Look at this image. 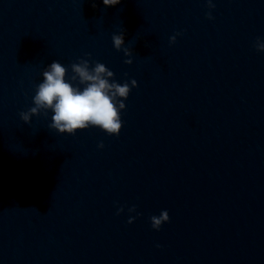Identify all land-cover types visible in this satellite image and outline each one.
Returning a JSON list of instances; mask_svg holds the SVG:
<instances>
[{
	"label": "clouds",
	"instance_id": "9594fccd",
	"mask_svg": "<svg viewBox=\"0 0 264 264\" xmlns=\"http://www.w3.org/2000/svg\"><path fill=\"white\" fill-rule=\"evenodd\" d=\"M95 7V0H91ZM103 4L116 6L121 0H102ZM209 9L215 8L214 0H206ZM209 20L214 19L209 11ZM125 32L113 34L112 42L117 51H122L125 57H132L133 51L125 46ZM182 33L171 36L170 43L174 44L176 38ZM258 52H264V41L257 38L254 45ZM90 56V54H88ZM131 65V58L124 61ZM73 75L66 80L68 68L58 61L51 62L43 71V81L36 86L35 95L32 97L34 106L21 112L20 119L28 124L33 116L42 112L47 115L50 110L54 113L51 117L49 128L55 129L60 134L75 135L78 130L98 127L110 136H119L123 127L121 112L126 108L124 101L128 98L132 88L138 87L137 81L132 79L123 84L116 82L114 73L105 64L95 62L90 66L89 59H79L70 65ZM72 82H78L73 84ZM83 85V88L79 87ZM103 148V142L98 144ZM124 211L123 207L117 209V215ZM129 213L136 212V206L128 209ZM139 215V213H137ZM136 216H129L127 223L132 224ZM170 221L167 210H162L159 216H151V227L159 231L164 223ZM160 247V245H156Z\"/></svg>",
	"mask_w": 264,
	"mask_h": 264
}]
</instances>
